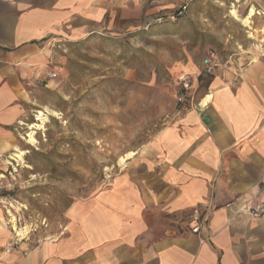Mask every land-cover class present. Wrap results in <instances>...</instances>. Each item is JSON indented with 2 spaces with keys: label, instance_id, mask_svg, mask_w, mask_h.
<instances>
[{
  "label": "crops",
  "instance_id": "crops-1",
  "mask_svg": "<svg viewBox=\"0 0 264 264\" xmlns=\"http://www.w3.org/2000/svg\"><path fill=\"white\" fill-rule=\"evenodd\" d=\"M193 1L211 2L0 0V189L8 183L6 160L51 83L56 41L87 34L105 18L113 27ZM233 1L244 16L257 12L264 39V0ZM259 46L219 63L211 76L201 74V62L186 65L193 88L174 120L107 188L72 202L59 231L20 240L0 195V264H264V216L247 212L264 203V42Z\"/></svg>",
  "mask_w": 264,
  "mask_h": 264
},
{
  "label": "rangeland",
  "instance_id": "rangeland-1",
  "mask_svg": "<svg viewBox=\"0 0 264 264\" xmlns=\"http://www.w3.org/2000/svg\"><path fill=\"white\" fill-rule=\"evenodd\" d=\"M239 3L193 1L180 17L178 8L150 12L113 27L105 18L87 34L51 46L56 77L40 90L26 125L38 123L37 112L45 109L48 122L36 131L33 145L26 143L29 130L22 127L24 164L9 165L6 189H0L8 207H20L18 227H29L28 236L47 235L53 227L59 231L72 202L107 188L126 168L120 158L142 152L174 120L175 79L192 74L186 65L198 66L208 50L224 63L264 42L256 31L257 12L251 20L256 41L230 15L234 6L244 17Z\"/></svg>",
  "mask_w": 264,
  "mask_h": 264
},
{
  "label": "bare ground",
  "instance_id": "bare-ground-1",
  "mask_svg": "<svg viewBox=\"0 0 264 264\" xmlns=\"http://www.w3.org/2000/svg\"><path fill=\"white\" fill-rule=\"evenodd\" d=\"M229 13L236 21H239L241 25L248 31L247 32L248 36L254 41H256L257 36H255L254 33L252 32V26H251V23H252L251 20L253 16L256 14V12L253 9H250L249 12L244 17H240L237 13V10L233 6L231 7ZM261 41H264V39L260 40L259 42ZM255 49L260 50V46L255 45ZM208 99L209 97H207L203 101V104H205ZM37 113L38 115L35 121L38 123H33L28 126L26 125L27 129L29 130V133L25 136V138L27 139L26 143L29 145H33L36 143V140H35L36 131L43 129L44 124L48 122V116H50V112L47 109H45L44 111H38ZM25 155H26L25 151L21 150L18 146H15L13 152L8 156L6 160V165L7 164L11 165L12 162H14L15 164L17 163L18 166L23 165ZM133 155L134 153H129L125 157L120 158L119 160L120 167L124 168L126 166V161L129 158H131ZM19 210H20V207H15L14 205L11 204L8 207L7 216H8L9 224L11 225V228L14 232L13 234H15L16 237L22 240V239H25L29 235L31 230H29V227H18L17 226V218L15 216V213L19 212Z\"/></svg>",
  "mask_w": 264,
  "mask_h": 264
},
{
  "label": "built area",
  "instance_id": "built-area-1",
  "mask_svg": "<svg viewBox=\"0 0 264 264\" xmlns=\"http://www.w3.org/2000/svg\"><path fill=\"white\" fill-rule=\"evenodd\" d=\"M187 6L183 5L179 7L176 12V16H181L186 11ZM219 59L214 50H208L203 59L201 60V74L204 76H211L214 72V69L219 65ZM56 77V74L50 73L49 78L53 79ZM176 87H177V101L178 103H185L188 101L187 96L184 93L189 92L193 88V80L190 74L181 73L175 79ZM261 183L264 185V178L262 179ZM248 214L253 218H260L264 216V203L261 205L247 210ZM193 217L197 220L196 212H194ZM199 227L194 228L192 231L193 233H197Z\"/></svg>",
  "mask_w": 264,
  "mask_h": 264
},
{
  "label": "trees",
  "instance_id": "trees-1",
  "mask_svg": "<svg viewBox=\"0 0 264 264\" xmlns=\"http://www.w3.org/2000/svg\"><path fill=\"white\" fill-rule=\"evenodd\" d=\"M182 15H183V14H182ZM182 15H181V16H182ZM178 17H180V16H178ZM203 76H204V75H203Z\"/></svg>",
  "mask_w": 264,
  "mask_h": 264
}]
</instances>
